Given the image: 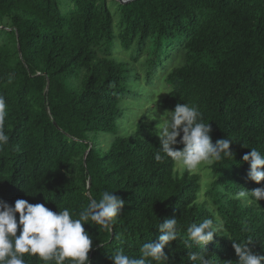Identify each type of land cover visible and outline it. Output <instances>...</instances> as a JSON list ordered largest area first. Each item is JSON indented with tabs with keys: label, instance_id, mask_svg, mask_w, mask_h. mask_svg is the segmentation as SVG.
<instances>
[{
	"label": "trees",
	"instance_id": "obj_1",
	"mask_svg": "<svg viewBox=\"0 0 264 264\" xmlns=\"http://www.w3.org/2000/svg\"><path fill=\"white\" fill-rule=\"evenodd\" d=\"M147 55L168 87L158 108L196 106L213 144L232 141L233 159L209 166L202 202L200 175L154 159V121L141 119L129 137L116 133ZM0 95L9 136L0 147V200L68 208L75 218L106 190L124 201L113 233L83 226L90 264H113L118 249L138 258L141 245L158 239L159 221L172 218L179 236L164 249L167 264H192L189 251L198 249L185 246L186 230L214 215L230 236L205 245L214 264H236L234 241L251 239L264 256V200L236 198L264 187L248 179L243 161L251 148L264 154V0H0Z\"/></svg>",
	"mask_w": 264,
	"mask_h": 264
},
{
	"label": "clouds",
	"instance_id": "obj_2",
	"mask_svg": "<svg viewBox=\"0 0 264 264\" xmlns=\"http://www.w3.org/2000/svg\"><path fill=\"white\" fill-rule=\"evenodd\" d=\"M6 107V101L0 95V147L9 142V136L3 130ZM156 111L154 108L145 113L149 121H159L156 128L160 147L154 154L156 161L167 157L178 166L192 171L201 164L212 165L225 158L233 159L230 151L232 141L226 138L213 144L210 123L203 122L202 113L196 106L178 103L174 110H165L159 116ZM178 145H182V149ZM243 161L250 165L247 174L250 181L256 184L264 181V154L251 148L250 153L243 156ZM114 193L106 190L98 201L91 199L87 207L79 211L78 218L68 208L54 212L43 203L30 204L27 200L18 199L12 206L0 200V264H26V254L38 258L43 264H90L92 238L83 226L93 222L105 232L113 233L116 219L124 208V201ZM236 198L246 205L258 204L264 200V187L251 192L240 191ZM157 229L160 233L158 239L141 245L138 258L118 249L111 255L113 264H167L164 249L178 239V220L159 221ZM186 231L185 246L198 249L189 251L188 259L192 264H214L205 251V245L212 242L216 235L230 237L219 215L193 223ZM252 243L251 239L244 243L234 241L233 248L238 257L236 264L264 262V256L254 254L249 247Z\"/></svg>",
	"mask_w": 264,
	"mask_h": 264
},
{
	"label": "rangeland",
	"instance_id": "obj_3",
	"mask_svg": "<svg viewBox=\"0 0 264 264\" xmlns=\"http://www.w3.org/2000/svg\"><path fill=\"white\" fill-rule=\"evenodd\" d=\"M127 53L130 56L133 51L130 50ZM116 55L119 58H124V55L121 53L117 52ZM142 58H140V60ZM144 60L145 63L142 62L140 66L137 65V74H139V77H137L136 82L133 81L135 89H132L133 92L130 99L124 100L121 104L123 109L122 117L116 121V133L119 136H131L137 123L141 119H144L149 123L153 122L147 119V116L145 115L146 112L152 111L154 108L157 110L155 113L157 116L162 115L164 112L158 108L160 99H162L168 92V87L163 82L164 74L162 75L158 71L155 73V64H158V59L153 58L154 61H152V56L147 55ZM163 63L170 64L169 61H164ZM159 69L162 71V67L159 66ZM147 73L149 76H147ZM154 122L156 127L159 121L157 119L154 120ZM157 133L159 135V131ZM209 166L210 165L207 164H201L196 170H188L190 173L200 175L201 192L198 198L199 202L204 200L205 189H207L210 184L211 170ZM175 170L178 175H182L187 169L176 164Z\"/></svg>",
	"mask_w": 264,
	"mask_h": 264
},
{
	"label": "water",
	"instance_id": "obj_4",
	"mask_svg": "<svg viewBox=\"0 0 264 264\" xmlns=\"http://www.w3.org/2000/svg\"><path fill=\"white\" fill-rule=\"evenodd\" d=\"M116 2H118V3H120V4H126V3H129V2H131V1H133V0H115ZM88 152V151H87ZM86 152V153H87Z\"/></svg>",
	"mask_w": 264,
	"mask_h": 264
}]
</instances>
